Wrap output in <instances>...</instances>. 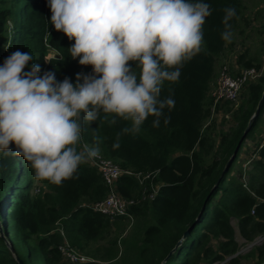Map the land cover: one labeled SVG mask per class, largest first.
Wrapping results in <instances>:
<instances>
[{
	"label": "trees",
	"instance_id": "trees-1",
	"mask_svg": "<svg viewBox=\"0 0 264 264\" xmlns=\"http://www.w3.org/2000/svg\"><path fill=\"white\" fill-rule=\"evenodd\" d=\"M205 2L212 11L203 25L202 49L184 64L178 82L165 81L160 99L171 96L175 106L164 109L159 127H153L155 117L149 116L138 133H122L131 122L115 117L116 122L110 123L113 117L102 112L97 121L83 124L81 142L89 147L98 144L100 154L123 171L116 191L131 201L128 215L93 210L92 204L106 197L108 188L88 162L79 166L74 178L57 186L36 180L22 156L0 153V180L10 175L14 160L20 163L18 177L25 179L23 184H11L0 200L12 249L0 237V264H18L13 254L22 264H160L187 228L189 233L163 264H241L231 221L236 220L246 243L264 234V143L256 146L245 180L231 172L242 142L253 138L262 120L264 102L249 122L264 88V70L256 81L244 86L242 102L231 112L235 125L221 133L216 143L205 126L210 116L207 97L216 63L232 46V41L226 43L221 37L224 9L236 10L230 21L234 33L243 3ZM50 17L47 0H0V65L9 43L12 52H29L33 57L30 65L38 64L41 75L50 71L57 81L67 77L76 83V74H91V65H80L78 58L70 56L74 41L56 31ZM50 50L60 57L47 58ZM246 57V52L239 53L235 64L261 69L255 58ZM129 63L139 76V67ZM230 70L233 74L239 71ZM166 117H170L167 123ZM247 125L234 159L223 170L224 160ZM118 134L120 147L114 148ZM64 241L90 259L78 263L63 259L58 247ZM254 252L257 263L264 264V242Z\"/></svg>",
	"mask_w": 264,
	"mask_h": 264
},
{
	"label": "clouds",
	"instance_id": "clouds-1",
	"mask_svg": "<svg viewBox=\"0 0 264 264\" xmlns=\"http://www.w3.org/2000/svg\"><path fill=\"white\" fill-rule=\"evenodd\" d=\"M50 23L70 41V56L91 65V74L57 81L40 74L29 52L13 51L0 65V153L22 156L36 180L61 186L79 166L100 156V148L77 145L84 122L101 112L130 121L122 133H138L153 116L159 127L165 83L179 81L184 64L200 53L203 25L211 15L205 0H47ZM222 39L231 43L232 7L224 9ZM129 62L140 69L139 76ZM28 69L25 71V69ZM170 117L165 118V123ZM119 135L114 148H119Z\"/></svg>",
	"mask_w": 264,
	"mask_h": 264
},
{
	"label": "rangeland",
	"instance_id": "rangeland-1",
	"mask_svg": "<svg viewBox=\"0 0 264 264\" xmlns=\"http://www.w3.org/2000/svg\"><path fill=\"white\" fill-rule=\"evenodd\" d=\"M242 3V13L238 27L233 33L232 46L225 49L216 63L215 79L210 87L207 97V102L210 103V116L205 122V126L216 143L218 142L221 133L227 132L230 127L235 125L231 112L241 104L245 90L243 89L242 92H240L238 99L233 102H215L213 93L215 91V82L221 67L227 65L234 71L245 68L243 66H237L235 64V59L239 53L246 52V58H255L256 62L261 64L262 72L264 70V0H242ZM3 54L7 57L11 53L3 52ZM259 143H264V110L262 112V120L253 138H247L242 142L237 159L233 164L232 175L245 180L246 171L250 166V161L256 156L254 151ZM226 160H224L223 166ZM19 165L20 163L14 160L10 175L8 174L4 177L5 180L3 182L0 180V200L5 192L11 188V184L13 185L16 182L23 184L25 182L22 175L18 177ZM6 221L7 214L5 213L4 206L0 202V222L3 230L1 238L4 241V244L10 247L5 233ZM231 223L235 229V238L239 243V251L237 254L242 256L241 264H258L254 248L261 244L258 241L260 238L264 237V234L259 235L253 241L246 243L238 233L236 220H232ZM213 244L215 245L216 242L213 241Z\"/></svg>",
	"mask_w": 264,
	"mask_h": 264
},
{
	"label": "built area",
	"instance_id": "built-area-1",
	"mask_svg": "<svg viewBox=\"0 0 264 264\" xmlns=\"http://www.w3.org/2000/svg\"><path fill=\"white\" fill-rule=\"evenodd\" d=\"M5 53H12L9 43L5 46ZM51 57H60V55L58 52L50 50L47 58ZM5 58L6 55L4 56ZM261 75L262 69H256L253 66L245 67L233 74L227 65H223L215 82L216 86L213 93L214 101L223 103L237 100L244 86L256 81ZM84 145L82 142L79 144L80 151L83 150ZM88 163L97 168L108 188L106 197L92 204L93 210L111 216L128 215L127 207L131 201L124 200L116 191V181L123 171L112 160L105 158L101 154L98 158L88 160ZM258 242L263 243L264 237L260 238ZM58 248L62 258L68 262L78 263L90 259L71 248L65 241Z\"/></svg>",
	"mask_w": 264,
	"mask_h": 264
},
{
	"label": "water",
	"instance_id": "water-1",
	"mask_svg": "<svg viewBox=\"0 0 264 264\" xmlns=\"http://www.w3.org/2000/svg\"><path fill=\"white\" fill-rule=\"evenodd\" d=\"M263 102H264V88H263V91H262V93H261V96H260V99L258 100V103H257V105H256V107H255V109H254V111H253V113H252V115H251V117H250V119H249V122L259 113V111H260V109H261V107H262V105H263ZM249 122H248V124H249ZM247 128H248V125L246 126V128L244 129V131L242 132V135H241V137L239 138V140L237 141V143H236V145H235V147H234V149L232 150V152H231V154H230V156L228 157V159L226 160V162H225V164H224V166H223V170H225L226 169V167L232 162V160L234 159V157H235V155H236V153H237V151H238V149H239V147H240V145H241V142H242V140H243V138H244V136H245V134H246V132H247ZM217 181L218 180H216V182L214 183V185L217 183ZM2 232H3V230H2V225H1V222H0V237L2 236ZM189 233V229L187 228L183 233H182V236H181V238L179 239V240H177V242H176V244L174 245V247L168 252V254L165 256V258L160 262V264H163V262H164V260L171 254V252H173L174 251V249L180 244V242H181V239L185 236V235H187ZM9 249L12 251V249L9 247ZM13 259L18 263V264H22V262H21V260L15 255V254H13Z\"/></svg>",
	"mask_w": 264,
	"mask_h": 264
},
{
	"label": "crops",
	"instance_id": "crops-1",
	"mask_svg": "<svg viewBox=\"0 0 264 264\" xmlns=\"http://www.w3.org/2000/svg\"><path fill=\"white\" fill-rule=\"evenodd\" d=\"M256 157V156H255Z\"/></svg>",
	"mask_w": 264,
	"mask_h": 264
}]
</instances>
